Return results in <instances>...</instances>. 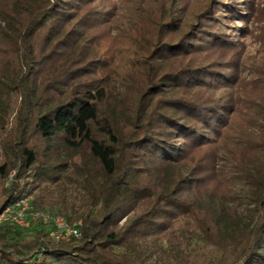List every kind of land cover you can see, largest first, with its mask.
<instances>
[{
  "label": "trees",
  "instance_id": "trees-1",
  "mask_svg": "<svg viewBox=\"0 0 264 264\" xmlns=\"http://www.w3.org/2000/svg\"><path fill=\"white\" fill-rule=\"evenodd\" d=\"M98 1L0 0V51L18 65L0 73V112L5 89L23 99L0 139V212L31 196L81 234L1 225L0 264H264V74L249 94L238 54L224 60L247 4L209 0L188 20L176 3ZM38 75L59 98L44 107Z\"/></svg>",
  "mask_w": 264,
  "mask_h": 264
},
{
  "label": "rangeland",
  "instance_id": "rangeland-1",
  "mask_svg": "<svg viewBox=\"0 0 264 264\" xmlns=\"http://www.w3.org/2000/svg\"><path fill=\"white\" fill-rule=\"evenodd\" d=\"M98 2H96L95 7L97 6ZM235 2H245L247 4L246 7L249 15H247L248 18L247 21H245L246 23H244V21L240 23L239 21H235L234 23H225L229 27H226L224 34H226L228 37H231L233 40H237V42L240 40L239 42H241L242 49L241 52L236 49L234 52L226 54L224 60H231L232 54L235 57L238 54L240 63L239 80L242 84L241 88H243L245 92L253 95L259 92V89L257 88L258 82L261 81L258 79L260 72L264 74V0H235ZM173 3L177 4L174 7L182 6V12L187 18H189L188 20H191V17L194 13L200 12L207 3L209 4V0L208 2L207 0H110L108 3L100 1L98 4V10L100 11L104 10V8L115 7L118 8L120 12H127L126 8H128L130 5H133L136 8L146 10L147 14L149 15V11L154 12L156 10L157 12V9L161 6L166 5L167 7ZM111 32L115 34V27H113ZM111 32L109 35H105V32H101L97 36L96 40H93L94 45H102L103 43L110 41V38L113 36L111 35ZM240 32H245V37L240 38ZM238 48H240V46ZM45 53L47 54L48 52L46 51ZM71 53L72 48L63 52V49L60 47V49L57 51V55L59 54V56L58 62L56 64L60 63L59 65H61L64 59L67 58L68 54ZM5 63L9 65L11 70L18 69L17 59L12 54H4L2 51H0V73L2 72ZM56 64H48L49 70L51 71ZM44 73H48V70H44L41 75ZM43 77H39L38 75L35 77V79H33L34 92L40 96L42 107L59 99L55 92L46 90L47 81ZM3 92L4 98L0 113L5 114L6 117L3 123V128L0 129L1 140L3 137H8L14 133L16 122H18L17 117L19 116L23 100L21 94L15 89L9 88L5 89ZM27 139H29L31 143H35L36 146L41 148L44 146V143L40 141V138L35 133H32L31 128L28 129ZM1 160L2 155L0 153V162ZM29 199L30 201L32 200L31 196H29ZM22 235H29V232H22Z\"/></svg>",
  "mask_w": 264,
  "mask_h": 264
},
{
  "label": "built area",
  "instance_id": "built-area-1",
  "mask_svg": "<svg viewBox=\"0 0 264 264\" xmlns=\"http://www.w3.org/2000/svg\"><path fill=\"white\" fill-rule=\"evenodd\" d=\"M12 175L13 173L9 174V180L12 178ZM7 183L5 184L7 185ZM39 222L50 223L52 225L51 238L54 241H68L71 238H80L81 236L77 226L67 225L60 216L50 211L32 209L29 197L20 198L0 212V226L11 225L20 229H28L33 224Z\"/></svg>",
  "mask_w": 264,
  "mask_h": 264
}]
</instances>
